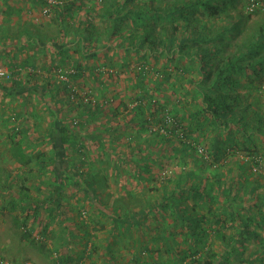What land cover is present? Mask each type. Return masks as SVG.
Segmentation results:
<instances>
[{
	"label": "trees",
	"instance_id": "obj_1",
	"mask_svg": "<svg viewBox=\"0 0 264 264\" xmlns=\"http://www.w3.org/2000/svg\"><path fill=\"white\" fill-rule=\"evenodd\" d=\"M247 5V0H60L50 7L56 10L50 22L59 27L51 45L57 51L72 47L93 59L101 51L105 56L118 49L135 56L141 88L123 125L148 134L138 151L149 161L161 158L174 165V178H163L161 194L142 210L113 222L124 228L140 227L149 216L156 222L159 234L153 240L164 250L161 260L151 264H264V176L251 173L259 169L250 168L252 160H242L258 151L264 154V18L247 29L258 15V10L246 12ZM81 11L83 27L70 32L67 20ZM25 35L42 40L36 33ZM106 67L103 63L94 70ZM148 74L154 77L148 80L151 86L141 84ZM176 77L182 81L177 83ZM42 87L43 92L30 90L52 101L53 88ZM88 103L81 114L88 119L101 114L100 106L91 109ZM48 111L52 121L41 141L52 155L48 169L53 180L39 209L52 213L68 180L100 210L92 187L71 163L80 147L75 134L56 116L57 110ZM11 131L15 135L14 127ZM15 145L13 157L24 168L33 163L37 171H47L44 155L32 158ZM140 153H135L137 178L150 168L138 167ZM20 208L17 220L28 207ZM70 259L58 254V264H70Z\"/></svg>",
	"mask_w": 264,
	"mask_h": 264
},
{
	"label": "rangeland",
	"instance_id": "obj_2",
	"mask_svg": "<svg viewBox=\"0 0 264 264\" xmlns=\"http://www.w3.org/2000/svg\"><path fill=\"white\" fill-rule=\"evenodd\" d=\"M72 1L63 0V3ZM43 9L34 0H0V72H3L0 75V264H58V254L70 255V264L159 261L164 247L153 240L159 231L150 216L140 227L124 228L113 222L117 216H130L142 210L146 201L161 194L163 178H174L171 173L174 165L169 167L161 158L149 161L138 151L148 134L136 133L135 127L123 125L129 120L133 96L141 88L134 74L135 56L118 49L105 56L101 51L93 59L82 57L72 47L57 51L51 45L59 36V27L50 22L55 19L56 10L51 8L45 15ZM257 12L247 22V29L257 18H264V6ZM78 15L67 20L70 32L84 25L78 22L86 18L84 12ZM26 31L38 34L42 40L27 37ZM103 63L108 68L94 70ZM57 70L65 72L66 82L56 77ZM153 78L148 74L141 84L151 86L148 80ZM57 84L55 90L53 86ZM44 85L53 88L52 101L30 90L39 87L44 91ZM177 87L176 93L182 94ZM43 94L47 96L46 92ZM87 102L91 109L100 106L101 114L92 119L81 114ZM48 108L57 110L56 116L63 118L75 134L80 147L71 163L82 172V180L92 187L100 210L68 180L63 182L62 200L53 207V212L39 209L53 180L48 169L52 155L48 143L41 141L52 121ZM13 127L15 135L11 131ZM17 143L32 158L44 155L47 171H37L33 163L24 168L15 159L16 155L13 157ZM137 152L141 157L138 167H150L148 175L142 173L138 178ZM244 158L252 160L251 169L259 168L258 172L252 170V174L264 176L261 151ZM145 177L150 180L142 182ZM22 205L28 207L24 211L27 215L17 220ZM35 206L39 210L33 213ZM26 234L27 240L23 237Z\"/></svg>",
	"mask_w": 264,
	"mask_h": 264
},
{
	"label": "built area",
	"instance_id": "obj_3",
	"mask_svg": "<svg viewBox=\"0 0 264 264\" xmlns=\"http://www.w3.org/2000/svg\"><path fill=\"white\" fill-rule=\"evenodd\" d=\"M35 1H42L45 4V7L43 9V14H48L50 7L57 5L60 0H35ZM248 1V5L246 7V12L248 13H252L255 10H259L261 7L264 6V3L262 2V0H247ZM69 73H72V71H70ZM68 73V74H69ZM3 72H0V75H2ZM56 77L58 79H60L61 81H67L66 80V74L65 72H61L60 70H57V74ZM167 121H169V119L167 118ZM198 152L201 153L202 150L200 148H197Z\"/></svg>",
	"mask_w": 264,
	"mask_h": 264
}]
</instances>
